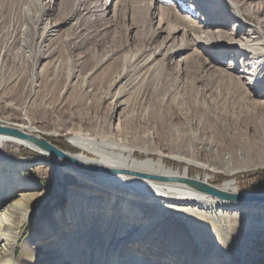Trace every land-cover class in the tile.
I'll list each match as a JSON object with an SVG mask.
<instances>
[{
    "label": "bare ground",
    "instance_id": "1",
    "mask_svg": "<svg viewBox=\"0 0 264 264\" xmlns=\"http://www.w3.org/2000/svg\"><path fill=\"white\" fill-rule=\"evenodd\" d=\"M36 1L39 12L34 14L31 12V0L18 2L20 9L18 6L13 16L18 14L22 21L19 23L13 20V26L6 30V34L2 29L4 17L0 15V40H3L0 43V102L8 103L9 108L20 113V118L16 121H0V128L15 132L0 131V147L7 143H16L39 155L49 154L55 162L60 163V159H63L62 161L69 166H65L66 171L83 180L96 192L69 188L67 192L69 202L62 211V217L54 218L52 214L47 215L41 219L37 230L21 241L20 231L29 220L31 221L44 192H36L35 189L38 190L41 186L26 175L30 168L27 161L0 155V264H78L80 252L81 256L83 255L81 261L85 262L82 264H243L229 251L219 246L207 245L208 239L195 228L200 221L193 211L203 212L216 222L228 214L239 217L247 231L248 242L254 236V224L264 223V202L238 205L239 202L224 201L196 189L189 181L210 184V175L206 173L208 171L224 170L235 173L240 170L264 168V140L260 142L258 146L260 150L256 153L237 151L232 155L224 153L222 156L218 155L210 144L201 143L197 149L206 157L200 158L198 151L182 154L177 149L170 148L165 153L150 149V146L146 145L136 146L128 141L127 134L117 133L119 130L111 128L109 123L108 133L102 132V129L101 132L92 130L93 133H73L70 143L80 151L75 153L66 151V157L49 153L31 140L48 142L31 118L26 117L27 110L24 106L11 102L7 93V89L19 79L14 69L15 63L21 59L11 51L25 48L28 53L37 51L31 70L32 86L27 96L32 102L35 88L39 87L42 78L41 71L36 72V69L53 60L48 44L60 35L62 26L74 19L78 12L85 10V14L92 16L95 11L103 8L102 6L97 8L100 7L98 0L94 1V6L89 0H73L70 13L51 23L45 15L47 11L53 10L55 0ZM207 1L204 8L209 10L208 14L212 20L204 23L203 29L219 21L221 28L228 27L232 32L230 35L240 39L235 40L222 31H207L203 38L195 37L194 34H198L202 27L184 30L180 25L182 22L180 15L175 9L177 5L174 6L173 1H169L167 3L169 7L159 14L160 23L167 25V32L162 27H159L157 32L149 29L151 37L165 31L163 44L154 47L149 44L146 55L137 51L136 63L132 69L122 70L111 83L115 88L123 81L111 96L115 99L121 98L126 89L135 84H141L154 92L159 84L166 80V73L161 70L168 65V58L180 56L177 62L178 65L182 63V72L191 69L194 64L202 65L205 69L224 76L228 86L239 93L240 98L253 99L259 93L257 86L264 85V16L263 18L256 16L264 13V3L259 4V0ZM182 4L179 6L180 9H183ZM188 7L194 10L193 6ZM105 13L106 11L102 13L103 24H107L108 20ZM70 26L67 30L77 29L76 23ZM64 36V39H68L69 34L66 33ZM178 36L179 45L174 42ZM89 37L92 36L87 38ZM199 42L203 43V48L210 54V59L197 55L200 51H196L198 45L196 43ZM74 49L76 48L69 49L72 54L75 52ZM229 54L240 58L250 54L249 60H245L247 62L241 61L242 72L238 76L232 72H222L217 66L221 64L220 60L230 56ZM157 56H161L159 61ZM199 57L203 59L202 62L193 59ZM114 59L113 55L109 54L100 62L110 63ZM229 67L231 70L238 69V59L235 63L230 62ZM123 104L122 101L113 103L114 115L118 113L121 116ZM260 104L264 112V103ZM258 131L255 130L256 133ZM139 151L144 157L137 156L136 152ZM150 154H156L157 158ZM209 154L211 157H207ZM253 156L254 160L251 159ZM245 158L248 159L247 164H243ZM165 159L183 163V168L169 165ZM67 161H71L72 164ZM51 162L52 160H49L50 164ZM191 166L200 169L201 172L207 171L204 176L197 173L196 177H192ZM86 170L93 173L90 174ZM222 183L221 186L215 187L224 192H236L233 180L227 179ZM15 195L18 197L11 198ZM105 195L110 199H106ZM9 200L12 203L7 205ZM126 204L133 206H130V212L122 215ZM171 210H180V215L166 219ZM62 225H65V228L60 230ZM54 233L56 236L52 242ZM43 238H46V244L40 245ZM54 241L56 245L53 244ZM240 254L243 258L242 249Z\"/></svg>",
    "mask_w": 264,
    "mask_h": 264
},
{
    "label": "rangeland",
    "instance_id": "2",
    "mask_svg": "<svg viewBox=\"0 0 264 264\" xmlns=\"http://www.w3.org/2000/svg\"><path fill=\"white\" fill-rule=\"evenodd\" d=\"M19 1L0 0L2 3H0V15L4 17L2 22L4 34L7 33L6 30L12 28L13 20L19 23L22 21L18 14L13 16L18 6L20 9ZM72 1H53V10L47 11L45 17L51 23L57 22L62 15L70 13ZM94 1L97 2V0H89V3L91 2V5L94 6ZM169 1H173L174 6L177 5L175 9L180 15L182 21L180 25L184 30L202 27L198 34H194L195 37L203 38L207 31H222L228 35L232 34L228 27L221 28L222 25L219 21L213 22L214 24L203 29L208 20H212L208 14L209 10L204 8L208 3L207 0H98L100 7L97 8L102 6V10L95 11L92 16L85 14V10L78 12L74 19L62 26L60 35L51 41L53 45L48 44L53 60L47 62L44 67L41 65L37 67L36 72L41 71L42 78L39 87L35 88L34 101L32 102L28 100L27 96L32 86L31 70L37 51L28 53L27 48L11 51L18 59L21 58L20 62L15 63L14 69L19 79L7 89L11 102L24 106L27 110L25 111L26 117L31 118L51 145L63 152L80 151L70 143L73 133H93L94 130L101 132L100 129L102 132L108 133L107 124L109 123L111 128L119 130L117 133L127 134L130 143L136 146H150V149H157L165 153L170 148L177 149L182 154L196 153L201 143L213 146L220 156L224 153L232 155L237 151L249 154L258 152L260 150L258 146L264 140V112L260 107V103H264V85L257 84L259 93L253 99H243L239 97V93L228 86L224 76L198 64H194L191 69L182 72V63L178 65L177 62L180 56H174L172 59L168 58L167 69L161 70L166 73V80L161 82L154 92L141 84H135L128 90L126 89L121 98L115 99L111 96L123 81L118 83L115 88L111 83L122 70L132 69L136 63V52L141 51L146 55L149 51V44L153 47L163 44L165 31L158 32L156 37H151L149 29L157 32L159 27L167 28L166 24L160 23L159 14L169 7L167 4ZM255 1L258 0L253 2ZM31 2V12L33 14L39 12L37 1L31 0ZM258 3H264V0H259ZM181 4L183 9L179 7ZM188 5L193 6L194 10H190ZM104 11H106L105 18L108 19L107 24H103L101 21ZM217 16L219 17V15ZM256 16L263 18L264 13ZM73 23L77 24V29L67 30ZM66 33L69 34L68 39H64ZM88 36L92 37L87 38ZM230 37L235 40L240 39L232 35ZM179 38L180 36L174 41L177 45L180 44ZM2 42L3 40H0V43ZM196 44H198L196 51H200L197 55L210 59V54L204 50L203 43ZM73 47L76 49L72 54L69 49H73ZM109 54L113 55L114 61L101 63L100 60ZM229 55L220 60L221 64H217V66L222 72H232L238 76L242 72L241 61L247 62L245 60H249L250 54L241 58L237 55ZM200 57L193 59L202 62L203 59ZM220 57L223 56L220 55ZM160 58L161 56H157L158 61ZM236 59H238V69H229L230 62L235 63ZM248 68L251 67L248 66ZM117 101L124 103L121 116L118 113L113 114V103ZM19 118L18 111L9 108L8 103L0 102L1 122H12ZM94 126L97 128L95 129ZM255 130H259L258 133ZM48 132L55 134L51 135ZM72 148L76 151H73ZM199 153L200 158L206 157L203 153ZM136 154L139 157H144L141 151ZM0 155L27 161L30 168L26 171V175L41 186L40 189H35L36 192H44L31 221L29 220L20 231L21 241L31 232L36 231L41 219L47 215L52 214L54 218L62 217V211L69 202L67 196L69 188L96 192L83 180L66 171L65 166L67 165L62 161L63 159H60V163L55 162L49 154L42 156L16 143H7L0 147ZM150 156L157 158L156 154H150ZM207 157H211V155L209 154ZM251 159L254 160L255 156ZM49 160H52L51 164ZM247 161L248 159L245 158L243 164H247ZM165 162L181 168L184 165L169 159H165ZM67 163L72 164L71 161H67ZM191 168L192 177H196L197 173L204 176L207 171L202 170L201 172L194 166ZM86 171L90 174L93 173L91 170ZM206 173L210 175V184L214 186H221L222 182L227 179L233 180L236 191L234 193H264V183L261 184L264 181V168L240 170L235 173L224 170ZM17 197L18 195H15L11 198ZM105 197L109 198L106 195ZM10 203H12L11 200L7 201V205ZM238 205L243 204L238 203ZM124 206L122 215L130 212V206L133 205L126 204ZM106 208L108 209V207ZM136 209L138 208L136 207ZM193 213H196L200 221V224L195 225V228L199 230L198 233L208 239V246L215 245L229 251L243 264H264V223L254 224V236L247 242V231L243 228L239 217L228 214L227 217L224 216L222 220L216 222L206 214L204 215L203 212L193 211ZM176 215H180V210H171L166 215V219ZM61 228H65V225H62L60 230ZM55 236L54 233L51 238L52 242ZM45 239H42L40 245L46 244ZM55 243L56 241L53 244ZM240 249L243 251V258ZM78 257H80L78 264L85 263L81 261L83 260L81 252ZM114 257L117 258V256Z\"/></svg>",
    "mask_w": 264,
    "mask_h": 264
},
{
    "label": "water",
    "instance_id": "3",
    "mask_svg": "<svg viewBox=\"0 0 264 264\" xmlns=\"http://www.w3.org/2000/svg\"><path fill=\"white\" fill-rule=\"evenodd\" d=\"M0 131L4 132H14L11 130H7L4 128H0ZM15 133V132H14ZM38 145L44 147L46 150H48L49 153H55L59 156L66 157L65 153L62 150L58 149L57 147H54L51 145L49 142L45 140H36V139H31ZM90 168V167H88ZM156 178H161V177H156ZM192 186H194L196 189L202 190L205 193L212 195L216 198L222 199L224 201H229V202H239V203H252V202H264V193H255V192H250V193H231V192H224L221 191L220 189L216 188L213 185L210 184H205L201 183L199 181H189Z\"/></svg>",
    "mask_w": 264,
    "mask_h": 264
},
{
    "label": "trees",
    "instance_id": "4",
    "mask_svg": "<svg viewBox=\"0 0 264 264\" xmlns=\"http://www.w3.org/2000/svg\"><path fill=\"white\" fill-rule=\"evenodd\" d=\"M72 150H73V151H76L74 148H72ZM73 151H71V152H73ZM31 178H32V177H31ZM263 183H264V181L261 182L262 185H263ZM260 189H262V187H260Z\"/></svg>",
    "mask_w": 264,
    "mask_h": 264
}]
</instances>
